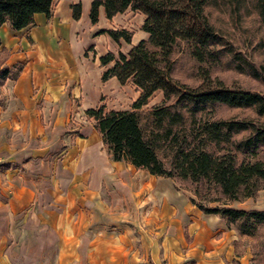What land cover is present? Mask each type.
<instances>
[{"label": "rangeland", "instance_id": "rangeland-1", "mask_svg": "<svg viewBox=\"0 0 264 264\" xmlns=\"http://www.w3.org/2000/svg\"><path fill=\"white\" fill-rule=\"evenodd\" d=\"M206 10L209 22L236 50L254 65L264 64V23L255 11L241 8L236 15L222 5ZM142 18H125L134 40L140 37ZM23 36L31 43L28 34ZM120 48L129 50L100 39L102 54H116ZM18 51L23 56L16 58ZM88 52H95L92 45L83 48V55ZM172 58V77L189 86L220 81L264 92V78L237 71L225 59L210 65L209 78L203 79L205 65L181 46ZM26 60L20 46L0 51V67L10 72L0 84V264H264V225L253 234H240L195 204L225 201L237 208L264 209V188L239 199L207 200L218 192L207 194L187 179L172 180L125 159L112 160L81 109L52 107L49 93L37 92V87L21 94L13 90ZM32 62L44 64L40 58ZM137 94L125 83L101 99L105 109L123 110ZM161 100L162 91L154 90L142 110ZM210 114L261 120L249 108L223 104L214 105ZM156 153L167 165L169 149ZM75 165L78 172H67ZM195 186L198 195L193 194Z\"/></svg>", "mask_w": 264, "mask_h": 264}, {"label": "trees", "instance_id": "trees-1", "mask_svg": "<svg viewBox=\"0 0 264 264\" xmlns=\"http://www.w3.org/2000/svg\"><path fill=\"white\" fill-rule=\"evenodd\" d=\"M51 0H0V24L8 21L19 29L32 21L35 12H49ZM111 18L126 7L143 14L140 28L147 32L123 53L107 51L98 56L104 66L100 79L114 76L122 85L130 83L138 91L129 109H105L103 103L83 109L92 119L106 153L112 160L125 159L149 174L187 179L199 184L207 200H234L253 195L264 188V92L228 87L220 81L205 87L189 86L172 77V54L179 46L199 64L208 67L225 59L233 69L253 78H264V64L254 65L208 20V7L228 6L238 15L241 8L255 11L264 23V0H91L88 16L97 17V7ZM71 16L78 18L79 2L70 5ZM113 40L130 41L125 28L99 29ZM110 65L105 66L106 63ZM0 67V84L9 76ZM156 89L162 100L145 110ZM251 109L261 120L213 117L214 105ZM209 114V115H206ZM167 148V165L157 149ZM198 186L193 194L198 195ZM204 193V194H205ZM191 200H193L191 198ZM205 213H213L231 224L238 233L253 234L264 225V209H243L221 201L218 205L195 203Z\"/></svg>", "mask_w": 264, "mask_h": 264}, {"label": "crops", "instance_id": "crops-1", "mask_svg": "<svg viewBox=\"0 0 264 264\" xmlns=\"http://www.w3.org/2000/svg\"><path fill=\"white\" fill-rule=\"evenodd\" d=\"M90 1L51 0L47 15L35 12L32 21L19 29H13L8 21L0 24V51L10 52L20 46L27 55V60L14 79L13 90L16 93H27L31 87H37V92L42 90L49 93L52 107L59 106L68 110L79 108L83 112L87 107L104 103L105 100L101 97L111 95L116 86H121L114 76L100 79V72L104 67L98 60V56L102 54L99 49L100 39L104 43L112 41L130 48L140 38H145L147 32L140 29L138 39L130 38L129 42H125L121 38L113 40L105 31H95L108 28L127 29L125 18H131V14L142 18V14L126 7L109 19L104 16L103 7L98 5L96 20L91 21L88 16ZM76 2L80 4V14L78 18H73L70 5ZM120 16L125 17L124 20ZM23 33L29 35L31 43L24 38ZM88 45H92L95 52L83 55L82 50ZM119 50L125 53L121 48ZM22 54V51L15 52L16 58L23 56ZM39 58L44 60V64L37 66L32 61ZM110 64L111 62L105 66ZM81 116L87 118L89 123L92 122L84 113ZM66 170L71 174L79 171L76 165ZM67 186L65 184V189Z\"/></svg>", "mask_w": 264, "mask_h": 264}]
</instances>
